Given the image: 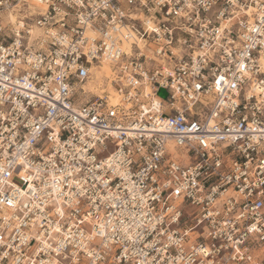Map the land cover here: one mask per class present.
Masks as SVG:
<instances>
[{
    "label": "built area",
    "instance_id": "built-area-1",
    "mask_svg": "<svg viewBox=\"0 0 264 264\" xmlns=\"http://www.w3.org/2000/svg\"><path fill=\"white\" fill-rule=\"evenodd\" d=\"M0 193V264H264V0H0Z\"/></svg>",
    "mask_w": 264,
    "mask_h": 264
},
{
    "label": "bare ground",
    "instance_id": "bare-ground-1",
    "mask_svg": "<svg viewBox=\"0 0 264 264\" xmlns=\"http://www.w3.org/2000/svg\"><path fill=\"white\" fill-rule=\"evenodd\" d=\"M11 20L13 21V17L11 18ZM109 72H110V69L108 68L107 64H103L102 67L100 68L98 74H97L98 79L100 76L102 77V74L109 76ZM111 76H112V74L110 75L109 78H111ZM99 84H100V81L97 80V82H94V83H90V84L87 83L85 85V88H88L89 90H92V91L98 93L100 91L99 86H98ZM106 90L109 92V97H108L109 104L113 105V104L117 103L116 99L118 97L116 96L117 98H115L114 93L112 92L111 89L107 88Z\"/></svg>",
    "mask_w": 264,
    "mask_h": 264
},
{
    "label": "rangeland",
    "instance_id": "rangeland-1",
    "mask_svg": "<svg viewBox=\"0 0 264 264\" xmlns=\"http://www.w3.org/2000/svg\"><path fill=\"white\" fill-rule=\"evenodd\" d=\"M110 75H111V71L109 72V76H106V75L102 74V78H103V77H106V78L108 77V78H109ZM100 77H101V76H100ZM100 77H99V79H98V77H97V80H99L100 83H101V79H100ZM92 82H93V81H92ZM94 82H95V81H94ZM94 82H93V83H94ZM87 83L90 84L91 82H87ZM107 88H109V89L112 90V88H111V86H110L109 83H108L107 86H106V89H107ZM99 90L101 91L102 89L99 88ZM91 91H92V90H91ZM100 91H99L98 93H100ZM92 92H94V91H92ZM112 92H113V90H112ZM95 93H96V92H95ZM98 93H97V94H98ZM113 93H114V92H113ZM114 96H115V98H117L115 93H114ZM158 96H159L160 98L164 99V98L166 97V93H165V91L160 90V91L158 92ZM116 101H118V98L116 99ZM115 104H116V103H115ZM113 105H114V104H113ZM187 211H188V210H187Z\"/></svg>",
    "mask_w": 264,
    "mask_h": 264
},
{
    "label": "snow or ice",
    "instance_id": "snow-or-ice-1",
    "mask_svg": "<svg viewBox=\"0 0 264 264\" xmlns=\"http://www.w3.org/2000/svg\"><path fill=\"white\" fill-rule=\"evenodd\" d=\"M218 83H219V81H218ZM0 195H4L5 196V199H7V202L9 203V204H12L13 203V200L11 199V198H8L7 197V195L5 194V193H0ZM59 229H57V231H58Z\"/></svg>",
    "mask_w": 264,
    "mask_h": 264
}]
</instances>
